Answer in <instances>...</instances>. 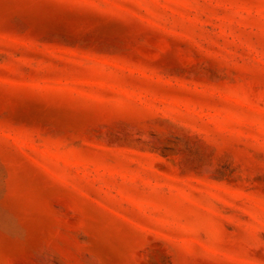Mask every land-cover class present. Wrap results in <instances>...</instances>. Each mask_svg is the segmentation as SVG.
I'll return each instance as SVG.
<instances>
[{
	"label": "rangeland",
	"instance_id": "rangeland-1",
	"mask_svg": "<svg viewBox=\"0 0 264 264\" xmlns=\"http://www.w3.org/2000/svg\"><path fill=\"white\" fill-rule=\"evenodd\" d=\"M0 264H264V0H0Z\"/></svg>",
	"mask_w": 264,
	"mask_h": 264
}]
</instances>
